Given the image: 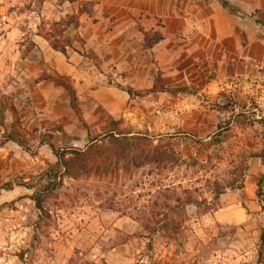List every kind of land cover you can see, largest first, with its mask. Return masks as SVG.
I'll return each instance as SVG.
<instances>
[{
	"label": "rangeland",
	"instance_id": "1",
	"mask_svg": "<svg viewBox=\"0 0 264 264\" xmlns=\"http://www.w3.org/2000/svg\"><path fill=\"white\" fill-rule=\"evenodd\" d=\"M34 1L30 8L27 0H0V35L12 18L27 38L37 32L64 44L62 29L75 14L56 20L47 17L51 9L43 8L42 0ZM206 76L202 85L215 74ZM237 79L227 74L223 82ZM0 86V264H264V227L258 232L202 218L220 206L219 195L243 186L250 146L258 142L249 136V114L237 119L244 109L237 102H227L236 117L214 115L208 133L194 128L207 124L203 115L218 104L200 87L196 96H179L174 107L163 101L143 117L112 122L115 134L131 132L137 138L125 150L127 156L110 129L95 128L92 112L87 117L77 101L76 108L70 103L87 135L56 142L57 149L90 147L93 161L87 173L62 178V186L44 202L50 218L41 219L30 196L43 184L40 174L57 160L47 142L65 105L60 95L45 99L43 123L23 87L11 78ZM254 107L246 102L247 112ZM85 110L101 109L87 103ZM98 120L106 123L103 115ZM7 132L18 135L24 146L5 140ZM156 150L168 154L160 159ZM26 183L34 187L21 185ZM178 198L193 203L177 207Z\"/></svg>",
	"mask_w": 264,
	"mask_h": 264
},
{
	"label": "crops",
	"instance_id": "2",
	"mask_svg": "<svg viewBox=\"0 0 264 264\" xmlns=\"http://www.w3.org/2000/svg\"><path fill=\"white\" fill-rule=\"evenodd\" d=\"M227 1L235 9L223 7L219 0H42L43 8L51 9L47 17L76 15L62 34L65 52L54 49L40 33L27 38L10 18L0 35V81L11 78L23 87L43 123L45 99L61 96L65 109L58 112V128L51 131L54 148L65 138L87 135L69 107L65 88L55 83L54 77H61L72 85L86 116L94 114L95 128L100 131L105 125L110 133L116 132L110 123L143 117L163 101L174 107L179 96H196V87L218 104L217 110H208L201 118L207 124L194 128L208 133L214 115L223 120L236 117L227 107L234 100L244 108L237 119L250 116L249 136L258 141L250 147L260 154L264 151V0ZM26 3L32 8L35 1ZM205 74L215 76L202 85ZM227 74H234L237 81L224 83ZM248 101L255 105L249 112ZM87 103L101 110L86 111ZM100 115L106 123L99 122ZM40 148L44 151L45 142ZM38 163L43 165L44 160ZM263 200L264 165L261 157L252 156L245 164L243 186L219 195L220 206L202 218L260 232Z\"/></svg>",
	"mask_w": 264,
	"mask_h": 264
},
{
	"label": "trees",
	"instance_id": "3",
	"mask_svg": "<svg viewBox=\"0 0 264 264\" xmlns=\"http://www.w3.org/2000/svg\"><path fill=\"white\" fill-rule=\"evenodd\" d=\"M221 5L228 9H235L227 0H219ZM86 8L82 7L79 9V13L84 11ZM76 15H72L64 25V28L62 29V32L66 30V28L69 26L70 23L75 21ZM45 37L51 41V46L59 50L61 52H65V45L59 44L55 39H51L50 36L47 34ZM55 83L62 85L70 95V103L73 108H76V101L77 97L75 95V90L73 89L70 82L65 80L61 77H54ZM15 108L11 106V110H14ZM115 123V122H113ZM110 137L113 138L116 142H119L120 144H123L120 148V153L123 156H127L125 153V150L127 148H130L129 146L132 145L133 141L137 138L136 136H129L126 133L123 132H117L110 133ZM5 140H11L19 144L20 146H24L23 140L18 135H15L11 132H7L4 136ZM52 152L57 157L56 162L45 169L44 172H42L38 178L40 182H43V184L39 185V188L34 191V193L30 196L33 202L35 203L36 208L39 210L40 218L41 219H49L50 213L46 207H44V202L50 197V195L55 191L56 189L60 188L63 184V177L65 175L70 177H75L77 174L80 173H87L92 165V158L90 155V147H87L86 149H78V148H61L57 149L54 148L53 145L50 142H47ZM156 157H159L162 159L166 154H168L166 151L156 150ZM252 156H259L262 159V163L264 165V151L260 154L252 153L249 154L248 157ZM155 157V156H153ZM245 171V170H244ZM25 185L28 188L34 187L30 184H21ZM12 188L11 184H7L6 189L10 190ZM217 195V194H216ZM258 197L262 196V193L260 191V188L257 190ZM193 203L191 199L181 200L180 198L177 199V207L184 206L186 204ZM264 203V200H263ZM264 209V204H263ZM261 242L264 243V229L261 232L260 235Z\"/></svg>",
	"mask_w": 264,
	"mask_h": 264
}]
</instances>
